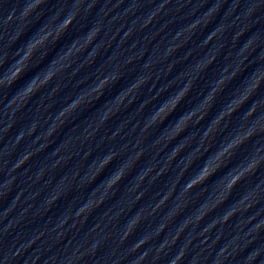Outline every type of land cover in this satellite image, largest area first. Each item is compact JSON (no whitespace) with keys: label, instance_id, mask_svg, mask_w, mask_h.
<instances>
[{"label":"clouds","instance_id":"9594fccd","mask_svg":"<svg viewBox=\"0 0 264 264\" xmlns=\"http://www.w3.org/2000/svg\"><path fill=\"white\" fill-rule=\"evenodd\" d=\"M45 3H47V0H23V7L20 9L18 13V18L21 21H27L30 16L35 14L36 23L39 24V27H37L35 32H32V34L28 37V39L19 48L16 49L15 54L16 56L19 57V59L16 60L13 65L9 66L8 69L9 74L0 76V88H4V87L10 88L15 83H17L23 77V75L29 70V61L32 59L36 51L39 48L44 47L49 40L52 41L53 50L57 51L55 46L59 44L61 39L65 36V34L68 32V30L73 26L74 22L76 21L78 12L70 11L66 15H64L63 18H61V15L59 13L53 12L51 14V16L54 18L53 22L55 24V27H50L47 23H41L42 20L47 19L45 14L40 11ZM261 6H264V0H259L256 6L253 7L248 12V16L250 17L254 15L257 9ZM161 7H163V5H161ZM16 15L17 13L13 11L12 14L7 17L5 23L10 22ZM154 18H155L154 14L150 15L143 26L147 27V25L150 24L152 19ZM198 26H199V21H194L188 27L187 31L192 32ZM28 27L29 25L25 24V28ZM99 31H100L99 27L90 28L88 32L84 34L82 38L83 39L82 44L79 43L78 39H74L71 42V44L68 46L67 51L63 52V54H60L59 51H57V55L53 56V58L48 62L47 65L44 66V68L41 69L40 72H36L17 90L15 95L9 101L7 107L12 108L13 105H17V108L14 109V111H17L19 110V108L23 107L24 104H26L31 99V97L37 93V91L40 88L49 84L53 80V78L57 75L58 72H60L63 68L70 67V65H65V64H60L59 67H56L59 61L67 60L72 55L83 51L89 44L93 42V40L99 34ZM219 31L220 29L214 30L212 33L209 34V36L205 39L203 43L204 44L209 43L213 39V37L218 34ZM25 34L26 33L24 31H21V33L17 35L16 40L18 41L20 39V36ZM179 35H181V33L178 32L177 37L174 38H178ZM239 35H243V32L239 33L238 36ZM238 36L236 38H238ZM254 43H255L254 40L249 39L245 43V45L241 47L238 53V55L240 57H243V59L240 60V63L237 65L236 69L232 71L230 75L222 74L215 81H213L212 82L213 86L209 88V91L206 94H203V99L200 100L199 104L194 106L191 110L181 114L177 118L175 124H173V128H174L173 138L176 135H179V133L184 130L188 122L192 120L194 116L197 115V112H199L200 115L197 117L196 123L199 124L201 121L204 120L205 116L208 114V111L214 106L217 96L223 94L226 86L231 84V82L235 80L237 76L240 74L241 72L240 65H242L244 63V60L247 59V57L244 56V53L247 52L249 48H252ZM174 50L175 49L170 48L167 54H171V52ZM48 55H50L48 51L42 53L41 63H43V60L46 59ZM95 55H96L95 52L90 54L92 60H94ZM215 59L216 57L212 56L206 61V63L198 62L196 68L200 72H203L212 66ZM5 62H6V57L4 61H0V67H3V64ZM37 67H39V65H37ZM41 72L43 73V75H41ZM222 72L227 73L228 68L226 67L222 69ZM146 79L147 78L145 77H140L137 79L136 82H134L131 86H129L127 90L123 91L122 94L117 93L118 102L122 103L130 92H132L133 90H138L140 86L146 82ZM195 79L196 77L190 79L186 84H184L183 87H181L173 95L169 96L167 99H165L162 102V104L156 109V111L148 118V123L145 126V130H147L148 127H151L156 123L163 124L166 120H168V118L173 113H175V111L180 106V104L189 96V93L192 91L193 84L195 83ZM118 80H119V74H110L108 76H105L103 79L99 81V83H97L91 88L90 92L81 93L80 95L77 96V98L73 99L71 103H69L67 106L62 108L57 114L56 119L60 120L61 123H63V120L61 118L75 112L86 102L91 103L92 100L88 99L89 97H92L95 100H99L104 95L105 89L110 84L114 85L115 83H117ZM248 80L250 81V83L245 84L243 89L239 92L238 95H233L232 98L228 100L227 104L222 106L219 112L213 117L208 128H206L204 132L205 138H208L210 135L215 134L222 121H224L226 118H230L233 115H235L243 107V105L251 99V97L260 88L261 83H264V71L257 70L253 72L252 75L248 77ZM55 91L56 89H53V92ZM260 106H261L260 102H253L252 107L249 108L246 112H244L241 117V119L245 123L240 124L230 138L221 141L220 146L216 149L215 152H210L209 149L205 148V152H209L210 154L204 159L203 164L200 166V168L187 181L183 190L184 192L190 191L191 189L199 185L205 184L213 177H217V174L221 173L223 169L227 168V171H223V174L218 177V182L222 187L220 190L219 197L216 200V203L211 207L205 205L201 206L204 210L200 211L199 214L195 216L194 222L196 224H199V222L202 219H204V217L208 214V212L211 211L213 208L223 205L231 197L232 192L237 187V185H239L241 182L246 180L249 176L254 175L258 170V168L261 166V164L264 163V155H261V152H264V148L258 147L255 149L254 153L250 157L239 160L232 167L228 166L233 161L234 157L237 156L238 152L243 148V146L247 142H249L254 135H256L258 132L264 133V114H262L260 117H257V119L251 125L245 128V124L247 123V121L254 115V113L257 111V108ZM107 118L108 117L106 115L104 119ZM35 127L36 124L33 123L30 126V129L27 134L30 135L32 131L35 130ZM56 127L57 125H53L48 131L47 135L51 136L55 132ZM225 127H227V125H225ZM7 130H8L7 128L4 129V131ZM24 135L25 133L21 131V133H19L17 136L16 143H19V141L24 138ZM176 154H177V150H174L172 155L175 156ZM116 155L117 153L115 152H109L108 154H106L104 157L101 158L99 168L92 175V180H95L96 177L99 176L104 171V169H106L113 162ZM30 156H31L30 153L23 155L18 160V162L13 166L12 170L14 171L16 168H19L21 165H23L30 158ZM139 156L140 154L138 153L135 159L138 160ZM191 164L192 161L190 160L188 164L185 166V171L187 170L188 167L191 166ZM130 167L131 165L122 164L119 167H117L109 176H107L104 181H101L102 184L106 185L105 195L107 194L108 190L113 189L121 180L124 179L126 175V168H130ZM144 175H146V172L143 175L138 174V179L143 180ZM14 180L15 178L12 177L4 181L3 187L5 191L0 192V198L6 196L8 192L11 191V186L14 183ZM213 183H217V181L214 180ZM255 195H256L255 190H251L249 192L244 193L238 201H236L233 205H230L229 209L226 210V212L223 214L221 220L217 222L226 223L237 212L241 210L246 211L248 208L252 207L253 204L252 198ZM57 199H59V197H53L49 203H54ZM104 199L105 196L102 195L98 200L86 201L83 205L80 206L79 209H77L75 215L77 217L83 215L84 219L86 220L87 214L91 213L95 207H99L101 204H103ZM164 202H165L164 199H162L160 203L162 204ZM5 215H7V212L5 213ZM141 219H142V213H137L136 216H134L125 225V231L123 236L121 237L122 241L127 239V237L133 233V231L139 225ZM61 222L66 223V218ZM189 223H193V220L191 218H188L184 221L183 227L180 228L179 231H183L184 227H187ZM215 223L216 222L212 223L208 228L205 229V231H208L210 230L211 227H214ZM74 226L75 225H73V227ZM165 226L166 225H161L159 227V231L156 234L158 235L160 231H163V228ZM9 227H11V225ZM261 227H264V221H261L259 224L255 225V227L251 230V232H256ZM7 231L8 229L6 228L4 232H0V239L3 238V236L7 233ZM251 232L249 234H251ZM176 239H178V235L176 237H173L171 243L174 244ZM146 240L147 237L141 238L136 244L133 245V250L144 244ZM34 242H35L34 240L29 241L28 246H31V244ZM99 243L100 242L97 241L92 244L89 254L95 253L96 249L99 246ZM249 243H251V241H249ZM168 245L169 242L166 240L163 244H161L160 248L157 251L158 252L163 251V249ZM225 253H227V247L221 249L220 253H218V257H224L226 259L227 256L225 255ZM18 254L19 253H16V255ZM84 255L85 253H81L78 256L75 253H73L72 257L67 258L66 264H74V260H80L83 258ZM184 255H185V251L182 250L177 256H175L169 262V264H179V261L183 259ZM228 255H231V253H228ZM258 255H259L258 251L254 254H250L249 257H247V260L255 259L256 256ZM12 258H14V256ZM9 259L10 257L8 255H4L3 256L4 264H8ZM140 259H143V257H140ZM135 264H138V262H135ZM214 264H221L220 259L218 258L214 262Z\"/></svg>","mask_w":264,"mask_h":264}]
</instances>
